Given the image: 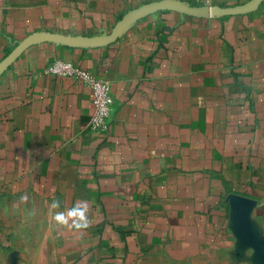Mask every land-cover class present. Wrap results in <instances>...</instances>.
Returning a JSON list of instances; mask_svg holds the SVG:
<instances>
[{
	"label": "crops",
	"instance_id": "obj_1",
	"mask_svg": "<svg viewBox=\"0 0 264 264\" xmlns=\"http://www.w3.org/2000/svg\"><path fill=\"white\" fill-rule=\"evenodd\" d=\"M0 264H264V0H0Z\"/></svg>",
	"mask_w": 264,
	"mask_h": 264
},
{
	"label": "built area",
	"instance_id": "obj_2",
	"mask_svg": "<svg viewBox=\"0 0 264 264\" xmlns=\"http://www.w3.org/2000/svg\"><path fill=\"white\" fill-rule=\"evenodd\" d=\"M45 73L56 78L71 79L87 87L93 104L89 129L95 133L105 131L113 106L110 85L107 81L100 79L92 71L61 59L51 62L47 66Z\"/></svg>",
	"mask_w": 264,
	"mask_h": 264
},
{
	"label": "clouds",
	"instance_id": "obj_3",
	"mask_svg": "<svg viewBox=\"0 0 264 264\" xmlns=\"http://www.w3.org/2000/svg\"><path fill=\"white\" fill-rule=\"evenodd\" d=\"M51 220L59 226H67L73 230H85L90 225L89 202L77 200L71 207L61 209V202L53 199L49 205Z\"/></svg>",
	"mask_w": 264,
	"mask_h": 264
},
{
	"label": "water",
	"instance_id": "obj_4",
	"mask_svg": "<svg viewBox=\"0 0 264 264\" xmlns=\"http://www.w3.org/2000/svg\"><path fill=\"white\" fill-rule=\"evenodd\" d=\"M206 15L212 16V10L208 9L207 12H205Z\"/></svg>",
	"mask_w": 264,
	"mask_h": 264
}]
</instances>
